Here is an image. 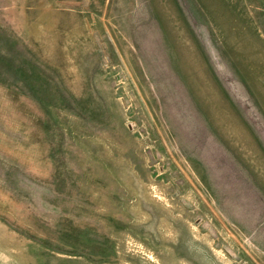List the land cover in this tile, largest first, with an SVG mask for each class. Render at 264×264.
Here are the masks:
<instances>
[{"label": "rangeland", "instance_id": "obj_1", "mask_svg": "<svg viewBox=\"0 0 264 264\" xmlns=\"http://www.w3.org/2000/svg\"><path fill=\"white\" fill-rule=\"evenodd\" d=\"M0 264H264V0H0Z\"/></svg>", "mask_w": 264, "mask_h": 264}]
</instances>
